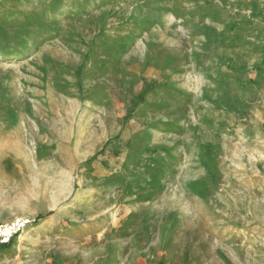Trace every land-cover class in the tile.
Wrapping results in <instances>:
<instances>
[{
    "label": "rangeland",
    "instance_id": "1",
    "mask_svg": "<svg viewBox=\"0 0 264 264\" xmlns=\"http://www.w3.org/2000/svg\"><path fill=\"white\" fill-rule=\"evenodd\" d=\"M16 219L1 264H264V0H0Z\"/></svg>",
    "mask_w": 264,
    "mask_h": 264
},
{
    "label": "crops",
    "instance_id": "2",
    "mask_svg": "<svg viewBox=\"0 0 264 264\" xmlns=\"http://www.w3.org/2000/svg\"><path fill=\"white\" fill-rule=\"evenodd\" d=\"M63 134H64V132H63ZM120 174V173H119ZM118 182H116L115 183V185H122V184H124L123 183V181L124 180H122L121 178H122V175L120 174V175H118ZM120 188V187H119ZM122 189V188H121ZM119 198V197H118ZM118 198H115V199H113L114 200V203H116V202H118V201H120V199H118ZM111 201V200H110ZM127 216H130V214L129 215H127ZM117 218L119 219L118 221H121V223L123 222V221H125V220H127L128 218H126V219H124V215H120V216H117ZM121 223H120V225L118 226V228H119V230L117 231V235H116V238H115V240L113 239V241H112V244L111 245H113L114 247L116 246V244L118 243V242H115V241H120V239L123 237V236H126V237H128V236H132L133 235V230H132V228L131 227H126L125 225H121ZM126 228V229H125ZM27 233V232H26ZM22 235L24 236V237H26V235H24V234H21L20 236H18V238L19 239H21L20 237H22ZM18 242H17V244L16 245H14L13 247H12V250H11V252L13 253V255H15V254H17L19 251H20V249H19V247H20V240H17ZM23 241V240H22ZM110 245V246H111ZM9 246H10V244H8V245H6L5 247H3V248H1V250L0 251H3L1 254H0V264L3 262V260L4 259H6L7 257H6V252H4L7 248H9ZM108 247V246H107ZM146 248L147 249H149V250H151L152 252L155 250V248H156V246H155V243L154 242H150L149 244H147V246H146ZM56 251H55V253H53L54 255H56V260H57V257H58V254L60 253V252H63V251H60V249H55ZM62 254V253H61ZM63 258H68V256H66V257H63ZM62 258V259H63ZM66 260H68V259H64V260H62L61 261V264H72V263H70L69 261H66Z\"/></svg>",
    "mask_w": 264,
    "mask_h": 264
},
{
    "label": "built area",
    "instance_id": "3",
    "mask_svg": "<svg viewBox=\"0 0 264 264\" xmlns=\"http://www.w3.org/2000/svg\"><path fill=\"white\" fill-rule=\"evenodd\" d=\"M27 226V221L22 219H16L9 223H0V243L10 244Z\"/></svg>",
    "mask_w": 264,
    "mask_h": 264
},
{
    "label": "bare ground",
    "instance_id": "4",
    "mask_svg": "<svg viewBox=\"0 0 264 264\" xmlns=\"http://www.w3.org/2000/svg\"><path fill=\"white\" fill-rule=\"evenodd\" d=\"M22 237H24V236L22 235Z\"/></svg>",
    "mask_w": 264,
    "mask_h": 264
}]
</instances>
